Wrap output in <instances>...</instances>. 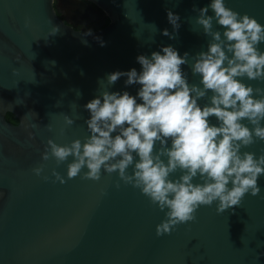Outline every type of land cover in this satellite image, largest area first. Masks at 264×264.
I'll return each instance as SVG.
<instances>
[{
	"label": "water",
	"instance_id": "water-1",
	"mask_svg": "<svg viewBox=\"0 0 264 264\" xmlns=\"http://www.w3.org/2000/svg\"><path fill=\"white\" fill-rule=\"evenodd\" d=\"M87 1L109 20L94 23L90 35L58 15L61 0H0V264H264V175L257 196L248 192L239 206L223 213L216 210L218 202L201 205L194 221L157 236L167 209L161 211L140 189L125 184L118 172L102 168L97 181L82 178L85 167L69 179L73 157L59 165L51 155L42 159L49 139L58 145L84 142L90 135L84 105L100 92L137 96L141 86L126 85L127 77L113 85L106 80L114 71H141L140 54L150 57L168 45L181 56L187 52L189 63L181 68L189 84L200 83L191 63L195 54L207 51L211 37L196 22L194 7L211 0ZM225 5L264 25V0H225ZM167 10L179 15L178 29ZM75 11L89 14V21L98 19L91 7ZM208 15H214L211 8ZM213 28L223 32L215 20ZM164 29L171 38L162 34ZM259 48L264 51V43ZM241 79L264 88V81ZM208 96L198 103H209ZM137 102H142L139 97ZM8 112L16 124L6 119ZM65 114L75 121L72 125ZM209 120L217 124L215 116ZM241 151L259 156L264 141ZM41 165L44 171L37 176L32 169Z\"/></svg>",
	"mask_w": 264,
	"mask_h": 264
},
{
	"label": "clouds",
	"instance_id": "clouds-1",
	"mask_svg": "<svg viewBox=\"0 0 264 264\" xmlns=\"http://www.w3.org/2000/svg\"><path fill=\"white\" fill-rule=\"evenodd\" d=\"M209 8L214 15H208ZM194 10L199 12L196 22L211 37L207 51L195 54L191 63L192 73L201 78L199 84H189L181 68L189 63V53L181 56L168 45L150 57L140 54L141 71H114L106 80L113 85L127 77L126 85L141 86L137 96L128 91L100 92L84 105L90 112L85 122L90 135L84 142L75 139L58 145L49 139L42 153L43 160L51 155L58 165L73 157L67 166L69 179L85 167L82 178L97 181L102 168L109 174L118 172L125 184L140 189L161 211L167 209L166 218L156 226L157 236L194 221L201 205L218 202L216 210L223 213L239 206L246 193L257 196L258 179L264 175V153L241 151L264 141V88L241 79L264 81V51L259 48L264 25L227 7L225 0H211ZM167 17L178 29L179 15L167 10ZM214 20L223 32L214 30ZM90 34L91 30L86 33ZM162 34L171 38L167 29ZM206 96L209 103L201 106L198 101ZM212 116L217 124L210 123ZM64 119L67 125L75 122L67 114ZM32 171L40 176L43 165ZM176 172L180 175L170 178ZM52 175L65 182L55 169ZM197 177L200 182H194Z\"/></svg>",
	"mask_w": 264,
	"mask_h": 264
},
{
	"label": "flooded vegetation",
	"instance_id": "flooded-vegetation-1",
	"mask_svg": "<svg viewBox=\"0 0 264 264\" xmlns=\"http://www.w3.org/2000/svg\"><path fill=\"white\" fill-rule=\"evenodd\" d=\"M58 4L59 5H57L56 8L58 15L66 23H69L78 30H82L84 32H88L89 30L92 31L94 23H103V25H106L109 21L103 10L99 9L87 0H61ZM81 5L93 8L94 14L98 17L97 21H89V14L85 15L76 13L75 9Z\"/></svg>",
	"mask_w": 264,
	"mask_h": 264
},
{
	"label": "trees",
	"instance_id": "trees-1",
	"mask_svg": "<svg viewBox=\"0 0 264 264\" xmlns=\"http://www.w3.org/2000/svg\"><path fill=\"white\" fill-rule=\"evenodd\" d=\"M6 119L8 120V121H10V122H12V123H14V124H16L18 121H17V119L15 118V116L13 115V114H11V113H6Z\"/></svg>",
	"mask_w": 264,
	"mask_h": 264
}]
</instances>
